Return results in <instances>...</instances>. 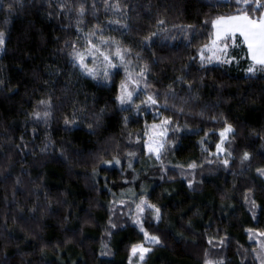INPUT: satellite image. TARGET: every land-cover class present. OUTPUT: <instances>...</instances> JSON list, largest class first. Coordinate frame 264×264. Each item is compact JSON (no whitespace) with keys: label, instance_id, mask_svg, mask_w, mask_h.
I'll return each instance as SVG.
<instances>
[{"label":"trees","instance_id":"obj_1","mask_svg":"<svg viewBox=\"0 0 264 264\" xmlns=\"http://www.w3.org/2000/svg\"><path fill=\"white\" fill-rule=\"evenodd\" d=\"M22 3L0 5V264H262L264 72H247L239 37L231 63L198 54L213 39L204 21L235 12L234 0ZM85 36L132 49L134 78L148 66L133 96L139 110L116 100L123 68L105 83L72 67L71 45L84 52ZM148 95L158 104L142 103ZM40 101L50 115L37 120ZM164 119L152 160L145 132ZM187 137L193 147L180 157ZM141 198L160 209L158 221L150 208L139 214L159 244L133 223ZM138 244L151 247L143 262L131 255Z\"/></svg>","mask_w":264,"mask_h":264},{"label":"snow or ice","instance_id":"obj_2","mask_svg":"<svg viewBox=\"0 0 264 264\" xmlns=\"http://www.w3.org/2000/svg\"><path fill=\"white\" fill-rule=\"evenodd\" d=\"M4 0H0V5H3ZM15 4L23 6L22 0H14ZM107 3V0H106ZM234 5L236 7L235 12L228 15H219L213 18L210 22L205 20V24H209L213 29L211 44L204 45L203 48L199 50V57L202 64L205 62V51L209 53L207 57V62H211L213 57L222 63H231L235 57L227 56V49L230 46L236 45L237 38H240L241 45L246 46L247 49V58L251 61L247 68L249 74L255 75L258 71L264 72V0H234ZM95 7V5H93ZM111 7L119 10V3L111 5ZM12 5H9V10L11 11ZM85 11L83 4L79 6L78 12L82 17ZM118 23V21H117ZM163 24V21H160ZM127 28V25H124ZM192 27V26H189ZM94 35V33L90 34ZM152 36H155L156 33H152ZM99 43H94L88 36H85L86 43L88 47L84 52L79 51L75 44L71 45V51L69 52L70 63L73 68H79L83 75L91 77L93 80L100 79L105 83H108L111 79V69L123 68L126 73L125 81H122L119 85V94L116 96V100L122 106V110H130L128 107L124 106H135L139 110V105L134 104L133 96L140 91V80L146 79L145 72L148 70V66L144 65L142 69L139 70L137 76L139 79L134 78L132 73L129 71L128 65L131 63L129 57L131 56L132 49L127 47H122L119 41L114 40L113 38L104 39L103 36H100ZM146 41L150 40V37L145 38ZM230 42V43H229ZM5 32L0 31V53H3L5 50ZM221 53V55H217ZM138 55V54H137ZM244 58V57H241ZM102 67V71L97 68V61ZM174 98V97H173ZM139 99V96H137ZM42 105H46L45 110L40 113H34L37 120L41 119L43 116L47 118L50 113L47 110L50 107V104L46 101H40ZM142 103H147L149 105H157L158 100L152 95L147 96L146 101ZM165 107H167V97H165ZM183 111V109H178ZM66 123H68L66 121ZM162 125H167L170 123L168 119L162 120ZM157 125L153 124L151 128L153 130L157 129ZM167 129H163L157 135H165ZM233 129L231 125H227L224 130L220 133L221 138H225L226 133L232 132ZM146 136H149L148 132H145ZM148 151L155 154L157 160L161 159L160 149L163 148V143L159 140L149 136L148 141H146ZM218 151H223L221 146L218 144ZM250 154L245 152L243 154L242 160H248ZM110 163V162H106ZM116 164H119L120 161L116 160ZM225 164L228 163L227 160L224 161ZM131 167V164H129ZM190 167H195V165H190ZM257 172L264 176V168H258ZM191 187V184L189 185ZM254 204V202H253ZM145 207L150 208L155 213V219L158 221L160 219V209L153 204H149L143 198L140 199V203L136 205V211L138 213L137 217L133 220L139 227V231L143 233L144 240L149 245L159 244L160 239L158 236L149 235L145 230L143 223L139 218V214H142L145 210ZM116 227V225H112ZM251 231V230H250ZM110 235V233H109ZM260 236H264V233H259ZM251 238V237H250ZM151 251V247H145L144 244L133 245L131 247V255L137 256L138 261L143 262L145 259V254ZM129 264H132L131 258L129 259ZM205 264H223V261H212L206 260ZM264 264V262H262Z\"/></svg>","mask_w":264,"mask_h":264},{"label":"rangeland","instance_id":"obj_3","mask_svg":"<svg viewBox=\"0 0 264 264\" xmlns=\"http://www.w3.org/2000/svg\"><path fill=\"white\" fill-rule=\"evenodd\" d=\"M217 54H219V53H217ZM221 55H222V54H221ZM213 58H214V57H213ZM132 70H133V68H132V67H129V71L132 72ZM163 127H166V125H162V123H161V124L157 127V129L153 130V129L150 127V128H148L147 132H148L149 136H153L154 139L159 140L161 143H163V142H164V137H165V135H163V136H159V135H157L160 131L163 130ZM149 136H147L148 139H149ZM148 139H147V141H148ZM192 147H193V139L190 138V137L185 138V140H184V142H183V144H182V147H181V151H180V153H179V156H180V157H184ZM147 150H148V147H147ZM162 151H163V148L160 149V154L162 153ZM148 152H149V151H148ZM219 152L222 153V151H219ZM149 154L151 155L150 158H151L152 160L156 159L154 153L149 152ZM127 195H128L127 193H124V196H127ZM260 242H261V244H260V245H261V249L263 250L262 252H264V247H263L262 241H260ZM137 262H138V261H137Z\"/></svg>","mask_w":264,"mask_h":264}]
</instances>
